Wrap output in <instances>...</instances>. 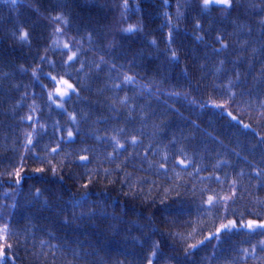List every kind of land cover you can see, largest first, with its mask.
I'll list each match as a JSON object with an SVG mask.
<instances>
[{"label": "trees", "instance_id": "obj_1", "mask_svg": "<svg viewBox=\"0 0 264 264\" xmlns=\"http://www.w3.org/2000/svg\"><path fill=\"white\" fill-rule=\"evenodd\" d=\"M62 81L72 85L65 96L58 94L67 87ZM0 92V213L19 186H35L13 212L37 205L31 222L55 228L29 235L21 247L31 258L24 248L34 246L42 264H80L82 251L117 264L123 210L145 217L155 201L143 194L116 208L125 194L113 193L120 185L107 172L123 171L142 192L147 182L140 173L132 179L135 162L179 179L170 184L185 196L186 181L202 182L203 191L225 187L217 212L244 180L264 191V0H232L230 7H205L204 0H0ZM242 94L253 100L241 103ZM202 105L219 117L215 125L195 119ZM230 125L234 133L222 143ZM220 144L225 150L216 152ZM236 159L244 166L235 172ZM231 208L235 217L219 214L209 230L200 225L221 249L201 240L183 254L172 244L180 252L175 259L156 246L153 264H264V228L239 225L264 222L263 206ZM230 221L236 226L221 227ZM19 230L3 232L0 222L2 242L15 241ZM235 237L238 244L227 245ZM125 252L122 264H149L150 254L139 261V252Z\"/></svg>", "mask_w": 264, "mask_h": 264}, {"label": "bare ground", "instance_id": "obj_2", "mask_svg": "<svg viewBox=\"0 0 264 264\" xmlns=\"http://www.w3.org/2000/svg\"><path fill=\"white\" fill-rule=\"evenodd\" d=\"M8 89L9 87L3 89V91ZM14 98L16 99L15 95ZM1 99L2 92H0V100ZM249 100H253V98L247 94H242L240 96L241 103L247 102ZM9 106H11V103L7 101V107ZM230 114L231 112H227L226 115L229 116ZM214 117L219 120L218 116L214 115ZM214 117L213 114L208 111L206 106L203 108V105L198 108V113L195 115V119H199L205 124L211 121V126L213 123L215 125V122L212 121ZM174 120L178 121L176 118H174ZM227 130L228 132L226 131L220 136L219 140L222 141V143L226 141V138L230 139L234 133V128L232 125H230ZM205 143L211 144L210 140H206ZM12 150H15V147H13ZM224 150L225 148H223L221 144L218 148H215L216 152ZM235 161L237 162H235L233 166L236 172L241 167L243 168L244 162H241L238 159ZM139 165L140 163L136 162L133 164L134 169L132 173V179L136 180L137 173L141 174L139 177H144L142 180L146 181L147 185L143 187L142 192L137 191L136 185L133 187V185L126 180L125 173L123 171L115 169L114 171L107 172H111L110 174H113L115 183L120 185L118 190L114 191L113 193L119 195L121 192H123L125 194V197L120 196V203L116 205V208L119 211H121L123 207L127 205L129 200L142 198L143 194L155 197V201L152 206H146L145 209L147 211L151 210V212L146 213L145 217L144 215L138 216L137 214H133L132 208L127 211L123 210L124 217L120 230L122 234L124 233V236L122 240L123 244H121L120 249L126 254L125 251L127 250H133V253H137L139 252L137 250L141 248V251L136 255V258L139 261L144 260L147 254H150V261L151 264H153V261L156 259V253L153 252L151 254L150 251L156 246L157 248H161L163 250H169V254L171 255L170 258L179 259L180 252H177L176 249L174 250V245L180 247L183 251V254H187L189 253L188 250L195 248V246L201 240L202 243L208 241L212 248L218 251L221 249L220 247H223V244H213L207 235L203 237L204 232H199V230H202L200 225L205 226V229L209 230L214 223L215 225L218 223L219 214L232 216L231 214L234 213V209L231 207H242L250 212H257V207H259V205H262L264 208V191L261 187L262 183L258 185L257 190L255 184L252 181L244 180L246 183L240 185L239 189H237L235 197L230 198V201H225L222 204L225 208H220L217 212L215 206L218 207L219 203L216 201V198L225 197V194L227 193V189L225 187L221 188L219 185H214L210 190L205 189L203 191L201 188L203 185L202 182L186 181L184 191L185 193L188 190L191 191L188 193V196H185L184 194L178 193L179 191L173 189L170 184L171 181H174L175 185L178 186L179 183L177 181H179V179H176L173 175L170 177L169 174L164 175L162 173L157 176L156 174H153L149 171L151 170L150 167L149 170H147L148 167L144 165L140 167ZM152 168L156 170L157 167H155L153 164ZM250 182H252V184H250ZM134 184L137 183L135 182ZM16 191H18V195L8 196L4 200L3 207L5 208L6 212L1 211L0 222L3 232L7 228L8 233H12L13 229L19 225L20 230L19 233L15 235V241L10 240L5 244L1 240L2 234L0 233V253H2L0 254V264H42V257L34 246L29 245L26 248L23 247L32 256L31 258L24 257L22 253H20L21 247L27 241L29 235L43 234L45 232L46 234L53 233L55 228L48 225L47 222H45V224L41 223L40 221H35L33 223L31 222L30 219L39 215L41 212L39 211L41 207L37 208V205L27 203L26 206H22V209L18 211V213L14 214L13 209H17V203L25 198V193L32 195L35 191V186L27 183L24 186H19L18 190ZM209 197H212L217 204H214V202L211 204L208 203ZM147 201L150 202L149 199H147ZM45 210H47L46 207ZM140 214L141 212L139 211V215ZM235 215L236 214L234 213L233 216L235 217ZM167 216L174 217L177 220L174 222V224H172V221L167 219ZM201 216L204 218L201 219ZM226 223L227 219H224L222 224ZM244 224L245 223L239 222L240 226ZM124 226H127L125 230ZM236 241H238V239L235 237L233 240H230L227 245L231 244L233 246L234 244H238ZM247 242H250V239ZM9 245L10 247H8ZM230 251L231 246H225L222 249L223 254H229ZM62 254L61 258L64 259L65 255ZM122 254L119 257L117 264H122L125 258H128V254H126L124 257H122ZM243 256H246V254ZM80 257V264H84L90 261V259H96V254H91V252L84 253L82 251L80 253ZM57 259L58 258L53 261L55 262ZM93 261L96 264H106L107 257L105 256L103 259L98 258ZM59 264H63V262H60Z\"/></svg>", "mask_w": 264, "mask_h": 264}, {"label": "snow or ice", "instance_id": "obj_3", "mask_svg": "<svg viewBox=\"0 0 264 264\" xmlns=\"http://www.w3.org/2000/svg\"><path fill=\"white\" fill-rule=\"evenodd\" d=\"M12 2L15 3V0H12ZM231 3H232V0H204V6L205 7H207L209 4H223V5L227 6V7H230ZM131 30H132V27L130 26V28L127 29V31H131ZM27 36H28V33L27 32H23L21 34V39H25L26 40ZM65 47H67V45H65ZM172 55L175 56L176 55L175 52H173ZM74 56H75V54H73V56H70L69 60H72L74 58ZM53 79H55V78H53ZM127 79H130V78H127ZM61 83L66 84L67 87L64 88L63 90H58V94L60 96H65L67 94V92H68V89L72 88V85L67 84V81H62ZM51 97H52V94L50 93L49 94V98L51 99ZM71 135H72V133L69 132V136H71ZM30 142L31 141H29V143ZM53 151H55V150H53ZM81 159H87V157H81ZM181 163H183V161H181ZM212 202H213V198L209 197L208 203L211 204ZM235 226H236L235 222L234 221H230L229 224L222 225L221 227L222 228H229V227H235ZM241 226L242 227H247V228H250V229H254L256 227L264 228V224L257 225L255 221H249L246 225H241ZM261 243H264V241H262ZM8 247H10V245ZM0 254H2V253H0ZM149 264H151V261H149Z\"/></svg>", "mask_w": 264, "mask_h": 264}, {"label": "rangeland", "instance_id": "obj_4", "mask_svg": "<svg viewBox=\"0 0 264 264\" xmlns=\"http://www.w3.org/2000/svg\"><path fill=\"white\" fill-rule=\"evenodd\" d=\"M257 225H260V224H264V222H257L256 223ZM257 229H262V228H260V227H256Z\"/></svg>", "mask_w": 264, "mask_h": 264}]
</instances>
